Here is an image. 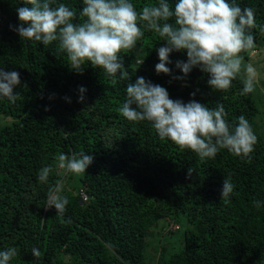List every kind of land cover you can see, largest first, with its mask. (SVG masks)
<instances>
[{
    "label": "trees",
    "instance_id": "16d2710c",
    "mask_svg": "<svg viewBox=\"0 0 264 264\" xmlns=\"http://www.w3.org/2000/svg\"><path fill=\"white\" fill-rule=\"evenodd\" d=\"M130 2L139 10L158 0ZM228 2L254 9L256 24L264 26V0ZM60 3L76 12L74 22L82 21L83 0H53ZM24 6L30 7L26 0H0V70L18 72L21 81L15 102L0 97V251L19 252L10 264H154L149 239L166 219L178 229L157 233L180 232L181 246L158 240L157 264H264V95L256 86L241 95L238 75L227 91H214L199 67L186 81L173 80L183 75L175 64L187 61L186 50L170 54L171 75L157 74L156 49L164 39L147 29L135 47L118 54L130 79L121 80L120 72L110 77L89 62L81 74L69 67L58 42L44 46L13 30L21 23L16 9ZM252 34L255 48L241 53L244 60L264 47V32L256 27ZM138 77L166 88L173 100L195 99L210 108L222 103L230 125L244 115L258 137L250 158L221 150L201 160L161 140L149 122L126 120L117 108ZM80 152L93 157L86 173L65 175L56 166L59 154ZM46 165L53 166L47 184L37 175ZM224 178L234 184L227 200L221 198ZM57 180L69 200L63 215L47 208ZM183 219L189 229L181 231Z\"/></svg>",
    "mask_w": 264,
    "mask_h": 264
},
{
    "label": "clouds",
    "instance_id": "9594fccd",
    "mask_svg": "<svg viewBox=\"0 0 264 264\" xmlns=\"http://www.w3.org/2000/svg\"><path fill=\"white\" fill-rule=\"evenodd\" d=\"M26 4L30 7L16 9L21 23L10 28L22 40H35L44 46L58 42V51L66 54L69 67L81 74L85 62H89L110 77L115 78L120 72L121 80L130 79L118 54L135 47L144 35L142 29H147L164 39L163 46L156 49L157 74L171 75L166 66L172 63L170 54L186 50L187 61L178 60L175 64L183 75L173 76V80L186 81L192 69L199 67L208 74L207 84L214 91H227L241 73L245 76L241 95L255 90L257 69L252 63H245L241 53L255 48L252 29L259 27L264 32V26L256 24L254 9L250 7L241 8L228 0H177L174 6L168 0H158L137 10L130 0H83V19L74 22L76 12L63 3L53 6V0H26ZM172 20L174 23L169 22ZM20 83L18 72L0 70V97L15 102L18 93L14 94L13 89ZM85 91L80 87L79 102H83ZM117 111L130 122H149L161 140L168 139L181 150H191L201 160L215 158L221 150L250 158L258 142L244 115L230 125L222 103L210 108L195 99L187 103L173 100L166 88L144 77L127 84L126 99ZM56 160V166L65 175H81L86 173L93 157L83 152L70 156L61 153ZM188 171L190 175L192 169ZM52 172V165L42 166L38 180L47 184ZM63 189V181L57 180L48 190L47 208L54 206L57 215H63L69 203ZM233 191L231 179L224 178L221 198L227 200ZM84 195L86 200L88 195ZM254 204L261 206L258 200ZM31 252L35 258L41 255L35 247ZM18 255L15 247H8L0 251V264H10Z\"/></svg>",
    "mask_w": 264,
    "mask_h": 264
},
{
    "label": "rangeland",
    "instance_id": "374dc122",
    "mask_svg": "<svg viewBox=\"0 0 264 264\" xmlns=\"http://www.w3.org/2000/svg\"><path fill=\"white\" fill-rule=\"evenodd\" d=\"M245 63H252L254 67H256L258 72L257 82H256V88L257 93L260 95H264V47H261L257 54L251 53L248 60H244ZM240 77H243L245 79V76L243 73L239 75ZM181 224V231H184L185 228L189 229L188 224L185 222V219L180 221ZM178 229L177 224H173L169 222V220H162L158 222L152 229V236L149 239V243L151 244V247L149 248V252L152 258V262L154 264H157V258H158V249H154L153 245L155 243H159L158 240H163V244H172L175 245V243H178L180 245L181 233L180 232H174L173 235H167L166 237L163 236V234H158L157 232H171ZM183 233V232H182ZM181 246V245H180Z\"/></svg>",
    "mask_w": 264,
    "mask_h": 264
},
{
    "label": "built area",
    "instance_id": "2783aa9c",
    "mask_svg": "<svg viewBox=\"0 0 264 264\" xmlns=\"http://www.w3.org/2000/svg\"><path fill=\"white\" fill-rule=\"evenodd\" d=\"M83 196L85 197V195L83 194Z\"/></svg>",
    "mask_w": 264,
    "mask_h": 264
}]
</instances>
